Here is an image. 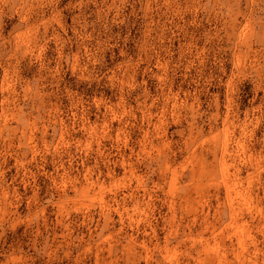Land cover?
Wrapping results in <instances>:
<instances>
[{
  "label": "rangeland",
  "instance_id": "rangeland-1",
  "mask_svg": "<svg viewBox=\"0 0 264 264\" xmlns=\"http://www.w3.org/2000/svg\"><path fill=\"white\" fill-rule=\"evenodd\" d=\"M0 264H264V0H0Z\"/></svg>",
  "mask_w": 264,
  "mask_h": 264
}]
</instances>
